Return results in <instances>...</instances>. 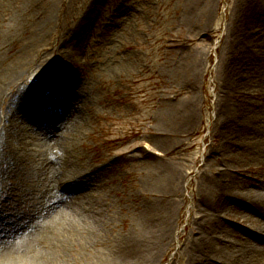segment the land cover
Segmentation results:
<instances>
[{
	"label": "rangeland",
	"instance_id": "1",
	"mask_svg": "<svg viewBox=\"0 0 264 264\" xmlns=\"http://www.w3.org/2000/svg\"><path fill=\"white\" fill-rule=\"evenodd\" d=\"M27 3L0 0V35ZM85 18L88 25L75 37ZM253 18L258 24L249 25ZM251 28L264 29V0H40L38 11L4 54L0 86L9 91L14 82L23 91L26 80L60 70L85 77L66 101L76 106L78 94L90 111L69 127L80 135L79 147L88 165L111 169L93 186L107 209L104 240L138 230L148 205L172 206V233L156 264L190 263L189 242L204 231L202 194L215 188L221 171L227 177L236 175L226 170L228 162L221 154L230 146L223 115L238 103L233 86L243 53L237 48L242 39L251 43ZM122 64L129 68L114 76L111 70ZM250 102L260 112L264 91L258 89ZM6 103L5 99L0 105L2 114ZM187 106L190 118L183 115ZM23 125L28 131L22 150L35 156L37 168L48 169V158L60 153L57 138L44 139L43 126L34 115ZM141 149L159 159L161 166L142 158ZM129 150L134 153L127 154ZM258 167L264 169V164ZM34 207L23 197L0 205V216L18 214L32 224L27 233L0 225V250L29 243L40 233V226L29 218ZM79 214L78 209L63 214L65 231L70 229L69 220L80 230L87 227ZM249 217L255 219V213ZM247 244L252 245L249 237L240 249ZM100 257L99 248H71L68 253L70 264H92Z\"/></svg>",
	"mask_w": 264,
	"mask_h": 264
},
{
	"label": "bare ground",
	"instance_id": "2",
	"mask_svg": "<svg viewBox=\"0 0 264 264\" xmlns=\"http://www.w3.org/2000/svg\"><path fill=\"white\" fill-rule=\"evenodd\" d=\"M39 2L28 0L24 10L13 17L8 31L0 35V66L6 58L5 52L16 44L28 18L38 11ZM88 23L87 18L79 23L75 37ZM248 24L256 25L258 21L253 18ZM255 31L251 28V43L249 39L239 42L237 52L243 53V58L234 76L238 81L233 86L238 103L223 115V123L230 132V146L224 147L221 154L228 162L226 170L242 178L227 177L223 170L216 176L215 188L206 189L202 194L199 206L204 231L198 232L189 242L192 251L189 264H264V169L258 167L264 164V102L258 113L255 111L257 104L250 102L258 89L264 91V29ZM123 68L129 67L122 64L113 68L112 74L121 75ZM254 79L256 86L252 85ZM82 82L85 77L79 79L60 70L52 76L26 80L27 89L23 91L17 90L11 81L6 83V86L11 83L10 92L0 86V105L7 100L4 113H0V133L3 134L0 137V205L22 197L30 199L35 207L29 218L41 228L29 243L1 249L0 264H70L71 248L75 251L99 248L100 262L92 264H156L158 252L172 233V206L148 205L138 230L104 240L107 209L93 186L94 182L109 176L111 169L88 165L79 147L80 135L69 127V124L82 121L90 111L85 106L86 100L78 94H74L76 106L71 107L66 101ZM33 88L39 91L38 95ZM33 115L43 126L40 134L44 139L56 137L60 148L58 155L48 158V169L37 168L35 156L21 147L28 131L23 123ZM183 115L192 117L188 106ZM160 147L164 149L165 145L162 143ZM141 152L142 158H151L146 156L145 150ZM151 160L161 166L159 159ZM31 181L36 184L32 185ZM76 209L87 227L80 230L69 220L70 229L65 231L63 214ZM251 211L255 219L249 217ZM26 219L18 214L8 219L0 216V225L22 228L25 233L32 225ZM246 237L251 239L252 245L240 249ZM237 248L239 252H231ZM240 252L243 259L239 258Z\"/></svg>",
	"mask_w": 264,
	"mask_h": 264
}]
</instances>
